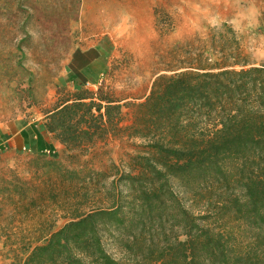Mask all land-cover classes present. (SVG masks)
Segmentation results:
<instances>
[{
  "label": "trees",
  "instance_id": "1",
  "mask_svg": "<svg viewBox=\"0 0 264 264\" xmlns=\"http://www.w3.org/2000/svg\"><path fill=\"white\" fill-rule=\"evenodd\" d=\"M179 49L182 60L172 73L159 75L143 101L128 103L133 120L125 129L147 141L145 154L128 170L116 163L104 171L65 170L85 185L76 203L100 189L96 202L71 211L20 264H264V64L243 53L226 22ZM122 101L103 84L96 91L78 87L46 114L43 127L69 149L82 150L123 130ZM174 180L200 199L204 214L185 205ZM18 182L6 191L29 216L32 187ZM225 214L251 229L247 248L228 228L201 223ZM122 229L131 263L105 242Z\"/></svg>",
  "mask_w": 264,
  "mask_h": 264
},
{
  "label": "rangeland",
  "instance_id": "2",
  "mask_svg": "<svg viewBox=\"0 0 264 264\" xmlns=\"http://www.w3.org/2000/svg\"><path fill=\"white\" fill-rule=\"evenodd\" d=\"M263 16L264 0H0L1 264H20L71 211L94 205L100 189L77 204L85 185L65 170L104 171L113 163L128 170L145 154L147 141L125 129L133 120L128 103L143 101L159 75L172 73L182 60L179 46L226 22L243 53L264 64ZM102 84L123 100V130L82 150L62 143L50 148L56 136L43 127L46 114L78 87L96 91ZM11 181L32 187L31 215L6 191ZM173 186L193 213L206 212L189 187L176 180ZM201 223L228 228L242 247L252 240L251 229L226 214ZM124 240L123 229L105 238L117 259L131 263Z\"/></svg>",
  "mask_w": 264,
  "mask_h": 264
},
{
  "label": "crops",
  "instance_id": "3",
  "mask_svg": "<svg viewBox=\"0 0 264 264\" xmlns=\"http://www.w3.org/2000/svg\"><path fill=\"white\" fill-rule=\"evenodd\" d=\"M48 134L52 135L51 133H48ZM51 143L53 144V147H55V148H57L59 145H61V142L56 138H54V140H52ZM1 262L2 261L0 259V264H1Z\"/></svg>",
  "mask_w": 264,
  "mask_h": 264
},
{
  "label": "clouds",
  "instance_id": "4",
  "mask_svg": "<svg viewBox=\"0 0 264 264\" xmlns=\"http://www.w3.org/2000/svg\"><path fill=\"white\" fill-rule=\"evenodd\" d=\"M260 59H264V54H259Z\"/></svg>",
  "mask_w": 264,
  "mask_h": 264
}]
</instances>
